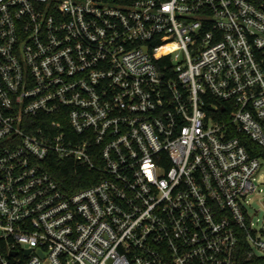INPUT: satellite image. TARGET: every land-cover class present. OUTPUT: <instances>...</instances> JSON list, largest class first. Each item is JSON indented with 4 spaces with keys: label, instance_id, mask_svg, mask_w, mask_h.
<instances>
[{
    "label": "built area",
    "instance_id": "built-area-1",
    "mask_svg": "<svg viewBox=\"0 0 264 264\" xmlns=\"http://www.w3.org/2000/svg\"><path fill=\"white\" fill-rule=\"evenodd\" d=\"M242 135L264 0H0V264H264Z\"/></svg>",
    "mask_w": 264,
    "mask_h": 264
},
{
    "label": "trees",
    "instance_id": "trees-1",
    "mask_svg": "<svg viewBox=\"0 0 264 264\" xmlns=\"http://www.w3.org/2000/svg\"><path fill=\"white\" fill-rule=\"evenodd\" d=\"M242 143L248 147V151L257 157L264 158V145H260L255 140H252L248 135H242ZM52 171L59 182L67 189L72 190L88 184L85 176L87 170L72 160H65L57 163L52 168Z\"/></svg>",
    "mask_w": 264,
    "mask_h": 264
},
{
    "label": "rangeland",
    "instance_id": "rangeland-1",
    "mask_svg": "<svg viewBox=\"0 0 264 264\" xmlns=\"http://www.w3.org/2000/svg\"><path fill=\"white\" fill-rule=\"evenodd\" d=\"M264 165V162H263ZM260 185L258 192L251 196V204L249 206L250 214L254 215L255 219H261L264 215V166L261 170Z\"/></svg>",
    "mask_w": 264,
    "mask_h": 264
}]
</instances>
